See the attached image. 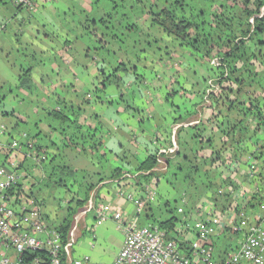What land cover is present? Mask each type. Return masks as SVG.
<instances>
[{
    "label": "trees",
    "instance_id": "1",
    "mask_svg": "<svg viewBox=\"0 0 264 264\" xmlns=\"http://www.w3.org/2000/svg\"><path fill=\"white\" fill-rule=\"evenodd\" d=\"M14 7L17 10L29 9ZM61 27L68 34L67 43L84 42L87 57L99 58L111 70L110 76L101 83L102 91L118 83V73L132 71L136 65L134 61H139L144 54H153L155 50L162 51L161 47L165 55L182 49L186 57L190 53L196 61L209 65L207 68L212 78L207 81L202 103L206 102L209 81H214L221 90L219 95H209L210 101L215 103H212L213 108L219 107V111L212 114V125L200 124L180 129L179 152L173 158L164 157L165 166L159 163L155 154L143 162L137 172L124 176L132 175L142 188L149 184L155 189L157 198L155 202L146 204L145 221L148 225L168 231L170 238L185 249L189 245L183 242L181 236L187 232L195 237L191 229L184 228L186 221L195 222V217L200 218L202 214L204 217L201 216L200 220L205 221L208 211L222 218L227 212H232L231 223L212 239L210 249L218 262L236 253L246 237V230L240 232L236 229L243 222L252 220L264 205V189L253 194H243L239 189V181L242 183L251 179L254 182L263 175L251 169L259 167L261 171L262 164L252 162H264V0H91L88 10L74 6ZM213 59L220 61L219 68L212 65ZM31 72L32 68H22L18 85L10 88L11 93H33L35 88ZM39 97L49 104V108L43 105L38 108L48 129L63 136L62 145L56 147L40 132L39 125H27L23 138L25 142L17 137L11 144L19 143L22 148L24 159L18 173H26L29 180L25 178L23 181L31 185L30 197L43 210L46 200L40 195L44 188H64L66 193L71 194L70 200L63 202L66 215L57 224H52L49 217L44 215L46 225L58 231L67 241L76 217L86 210L90 201L95 204L96 197L92 192L96 184L86 180L87 168L82 170L65 164L63 152L70 149L82 155L89 149L94 153L92 158L104 165L106 158L96 153L102 142L95 141L88 133H82L79 125L82 112L68 106L63 100L51 105L52 99L41 92ZM4 100L5 96L0 94V104ZM4 128V135L0 138L9 134ZM184 130H188L186 143L180 139ZM32 137L38 139L36 143ZM190 140L197 142L201 149L197 152L186 150L185 145ZM249 146L254 153H249ZM52 150L60 152L55 155ZM208 150L211 154L206 157ZM7 151L6 159L13 150L8 147ZM35 155L42 160L36 162L33 159ZM244 156L251 158L248 168L252 174L235 178L236 167ZM177 157L182 161L175 163ZM36 170L41 172L40 176ZM119 171H113L114 178L120 175ZM109 179L113 177L100 179V182ZM47 181L52 182L51 187ZM179 182L186 188L176 203L183 206L188 203L189 210L179 205L175 209L179 217L171 216L164 221L154 219V211L162 206L159 184L174 186ZM188 187L190 190H186ZM170 197L168 193L166 208L171 205ZM209 203L213 205L209 207ZM180 208L183 209L182 214L178 212ZM170 213L173 215L174 210H170ZM33 257L27 254L23 259L26 263L32 261Z\"/></svg>",
    "mask_w": 264,
    "mask_h": 264
},
{
    "label": "crops",
    "instance_id": "2",
    "mask_svg": "<svg viewBox=\"0 0 264 264\" xmlns=\"http://www.w3.org/2000/svg\"><path fill=\"white\" fill-rule=\"evenodd\" d=\"M90 2L91 0H34L32 8L17 10L11 0H0V94H4L7 87L13 89L18 85L23 67L32 68L31 79L35 88L32 94L26 91H20L18 95L7 93L4 102L0 104V127L5 126L10 134L0 138V155L4 164L8 147L12 146L14 138L19 137L23 141L27 125H39L40 132L55 143L56 147L62 145L63 136L48 129L43 113L38 108L39 105L49 108L48 102L40 99L39 92L52 99V105L63 100L68 106L82 112L79 119L82 133H88L95 141L102 142L96 153L105 156L106 164L102 165L94 160V153L89 149L82 154L86 158L80 156L83 160L80 161L79 168H87L86 180L96 184L92 195L96 197L97 206L92 215L81 217L83 224L79 238L83 240L78 241L74 255L87 256L94 262L112 264L122 249L124 232L113 219L107 220L102 226H95L96 211L101 206H109L114 212L124 214L129 221L135 218V200L136 197H144L145 187L142 188L132 175L128 176L133 179L128 176L125 178L124 175L137 172L143 162L155 155L160 148L166 147L172 127L212 125V114L219 110L216 106L202 109L205 106L202 99L207 81L212 78L208 65L196 61L190 53H187L189 57L186 60L191 58L192 62L186 64L179 50H174L170 55H165V51H162L164 57L160 56L159 59L153 54H144L139 61L133 62L136 65L132 71L118 73V83L103 90L106 102L95 97L96 91L102 88V81L112 72L99 58L87 57L84 42L67 43L68 34L61 27L62 22L60 24L58 21L66 20L74 6L88 10ZM79 45L81 48H76ZM75 50L82 52L80 57L73 54ZM21 57L27 62L14 66L12 58L19 62ZM201 80L204 83L200 87ZM128 92H133V96L126 99ZM142 97L147 101L141 103L144 100ZM173 98H179L185 104L177 106L172 103ZM107 102L111 104L108 105ZM143 104L149 105V109L141 110ZM57 110L58 108L56 112ZM135 113H139L138 117ZM12 114L15 116H11ZM187 134L188 130L180 134L183 143H186ZM31 139L35 143L38 140L33 137ZM52 151L55 155L60 152ZM205 153L209 157L211 151ZM249 153H254V149L250 148ZM17 156L21 165L24 154ZM250 159V156L242 157V165H237L235 178H245L246 174H252L248 168ZM252 163L262 164V170L258 167L256 171L263 175L254 182L250 179L241 183L237 179L243 194H253L256 189L264 188V162L260 160ZM109 164L120 169L118 177L114 178L115 169L112 171L106 168ZM110 177L113 179L100 182V179ZM210 205L213 204L209 203V207ZM143 216L145 219L146 213L143 212L141 217ZM57 222L58 220H54L51 223ZM86 228L92 232L94 240L91 237L83 238L87 233ZM116 228L119 233L116 243H112L106 232ZM181 238L189 245L195 243L192 233Z\"/></svg>",
    "mask_w": 264,
    "mask_h": 264
},
{
    "label": "built area",
    "instance_id": "3",
    "mask_svg": "<svg viewBox=\"0 0 264 264\" xmlns=\"http://www.w3.org/2000/svg\"><path fill=\"white\" fill-rule=\"evenodd\" d=\"M18 8H32L33 0H12ZM253 23V20H251ZM215 68L221 66L218 59H213ZM205 101L209 95H219L220 87L209 81ZM195 126L177 125L172 127L169 143L160 148L156 157L165 166L164 157L173 158L179 152L178 133L182 128ZM4 126L0 127V137L4 135ZM31 145V143H30ZM13 153L0 167V251L14 250L15 257L1 258L0 264H104L91 263L86 257L73 261L72 248L76 243L77 225L82 215L93 210L90 201L87 209L75 219V225L70 232L69 239L63 240L55 229L46 225L42 207L30 197V188L23 181L25 177L18 173L19 163L15 152H22V148L14 142L11 146ZM36 162L42 159L36 155ZM165 170V168H163ZM256 172L255 167L251 169ZM128 178H132L128 176ZM157 193L152 186H145L144 197H136V212L142 215L147 203L155 202ZM180 214L183 209L178 210ZM96 224L101 226L107 219L119 223L125 234L124 245L112 264H264V205L260 212L248 223L243 222L236 231H245V241L236 253H231L225 261L215 260L211 251L212 239L219 236L231 223L234 214L227 212L222 218L218 214L208 211L206 220L195 222L186 221L184 228L195 233V243L188 244V249L170 238L168 231L157 226H147L139 229L135 221H129L124 214L114 212L109 206H101L96 211ZM34 255L32 261H24L26 255ZM38 254V256H35Z\"/></svg>",
    "mask_w": 264,
    "mask_h": 264
},
{
    "label": "rangeland",
    "instance_id": "4",
    "mask_svg": "<svg viewBox=\"0 0 264 264\" xmlns=\"http://www.w3.org/2000/svg\"><path fill=\"white\" fill-rule=\"evenodd\" d=\"M58 21H59V23H61L60 22V20L58 19ZM67 22H68V20H67ZM62 23H63V21H62ZM9 29H10V27H9ZM2 32V31H1ZM76 48H81V45H79L78 47H76ZM162 48V51H164V49H163V47H161ZM161 50H155L154 52H152L153 53V56L154 57H156V58H158L159 59V57L161 56V57H164V52H162ZM183 50L181 49V52H180V50H179V54H181L180 56H182V58L183 59H185L186 60V56L185 55H183V54H185V53H183L182 52ZM23 52H25V50H23ZM73 54L76 56V57H80V55L82 54V52L81 51H77V50H75V51H73ZM39 59H41V58H39ZM41 61V60H40ZM21 62V63H20ZM27 61H25V59L24 58H22L21 57V61L19 60V62L17 61V59L16 58H12V63L14 64V66H16V65H19V64H24V63H26ZM191 62H192V60H191V58H189V59H187L186 60V64H191ZM209 66V65H208ZM25 68H28V67H25ZM114 68V67H113ZM115 69V68H114ZM203 83H204V81L203 80H201L200 81V87L203 85ZM12 91H10V89L7 87V90L5 91V93L3 94L4 96H6V94L8 93V94H10ZM126 99H129V98H131L132 96H133V92H128L126 95ZM95 97H97V98H100V99H104V92L102 91V89L101 90H99L98 91V93L97 94H95ZM144 100L143 101H141V103L142 102H146L147 101V99L146 98H144V97H142ZM139 100V99H138ZM210 100V99H209ZM205 102V101H204ZM172 103L173 104H175V105H177V106H180L182 103H184L185 104V102H182V101H180V99L179 98H173V101H172ZM212 103L213 104H215L214 102H212V101H207V102H205L204 103V107L202 108V109H209V108H212L213 107V105H212ZM52 105V104H51ZM130 106V105H129ZM186 106H187V103H186ZM132 107V106H131ZM215 107V106H214ZM134 110H135V108L134 107H132ZM219 107H217V109H218ZM50 109H52V107L50 108ZM142 109H144V110H147V109H149V105H145V104H143L142 105V107H141V110ZM139 110V109H138ZM133 115V114H132ZM138 115H139V113H135V116L136 117H138ZM145 125H147V123L145 124ZM218 136V135H217ZM219 137V136H218ZM23 138L25 139V135L23 136ZM179 144V143H178ZM186 146V150H189V151H193V152H197V151H199L200 149H201V147H200V145L197 143V142H192L191 140L190 141H187V144L185 145ZM185 149V148H184ZM13 153V152H12ZM14 154H16V155H22L23 156V154H22V152H15ZM79 156H81L82 157V155H79V154H77L75 151L73 152L72 150H70V149H68V150H66V151H64L63 152V160H64V162H65V164H71V165H73L74 166V168H79V164H80V161H82L83 159L82 158H86V157H79ZM18 157V156H17ZM17 161H18V159H17ZM182 161V158H180V157H177V159L174 161L175 163H177V162H181ZM19 163V162H18ZM62 163V162H61ZM82 164H84V163H82ZM4 164H3V157L0 155V167H2ZM89 165V164H88ZM102 165H104V164H102ZM89 167H91L92 168V166L91 165H89ZM88 167V168H89ZM175 167V166H174ZM173 167V168H174ZM106 168L107 169H110V170H114L115 169V167H114V165L113 164H109V165H107L106 166ZM90 169V168H89ZM36 173H37V175L38 176H40L39 174L41 173V172H39L38 170H36L35 171ZM23 175L24 176H26L25 178H26V181H28L29 180V178L27 177V175H26V173H23ZM47 183H49V186L51 187V184H52V182H48L47 181ZM29 187L31 186L30 184H27ZM263 186H264V184H263ZM263 186H261V187H263ZM41 187V186H40ZM42 188V187H41ZM44 188V187H43ZM186 187L184 186V185H181L180 184V182H179V184H177V185H174V186H170V185H166V184H163V183H161V185H160V203H161V207L160 208H157L155 211H154V214H153V218L154 219H159V220H162V221H164V220H167V219H169L171 216H178L179 217V215L175 212V209L177 210V206H179L180 205V203H179V205H177V203H176V200L181 196V193L183 194V192H184V189H185ZM260 188V187H259ZM189 189V187L186 189V190H188ZM262 189H264V188H262ZM262 189H260V190H262ZM41 190V189H40ZM190 190V189H189ZM42 193H41V197L43 198V199H45L46 200V202L44 203V213H45V215L46 216H48L49 218H50V222H54V220L56 221V220H62L63 219V217L62 216H65L66 215V206H64L63 205V202H68L69 200H70V197H71V194H69V193H66L65 191H64V188H44L42 191H41ZM253 192H254V189H253ZM255 192H257V189L255 190ZM168 193H169V195L171 196L168 200H170L171 201V205H170V207H165V204H166V202H167V198H166V195H168ZM178 201V200H177ZM179 202V201H178ZM201 203V201L199 202V204ZM188 206H190L188 203L186 204V205H180V207H183L185 210H189V208H188ZM95 208H96V204H94V206H93V210H91L87 215H92L93 213H94V210H95ZM204 207H203V205H202V209H203ZM170 210H174V214L172 215L171 213H170ZM53 215H55V218L53 217ZM143 215V214H142ZM141 215V216H142ZM140 215H138L137 214V212H136V217L135 218H132V220H130V221H135L136 223H137V226H138V228L139 229H141V228H145V227H147V226H149L147 223H146V221H145V219H144V216H143V218L141 217ZM200 216V215H199ZM202 217H204V214H202L201 215ZM201 216H200V218H201ZM200 218L198 217V216H196L195 217V221H198V220H200ZM52 219H54V220H52ZM107 220H109V219H107ZM106 220V221H107ZM194 220V219H193ZM105 221V222H106ZM104 222V223H105ZM117 222V221H116ZM103 223V224H104ZM82 221H81V219H80V222L78 223V225H77V232H76V243H75V245H74V247L72 248V257H73V261L74 262H77L78 260H83V259H85L87 256H76V255H74V249H75V246L77 245V243H78V241L79 242H81L82 240L79 238V233H81V226H82ZM95 224H96V222H95ZM102 224V225H103ZM101 225V226H102ZM117 225L119 226V223L117 222ZM225 226L227 227V224L225 223ZM87 229V228H86ZM122 230V229H121ZM123 231V230H122ZM119 233V230L116 228L114 231H112L111 229L109 230V231H107L106 232V234H107V238H110L111 239V242L112 243H116V240H117V234ZM188 233L187 232H185V235H187ZM92 238V240H94L93 239V234H92V232H90L88 229H87V233H85V235H84V237L83 238ZM124 237H125V234H124ZM98 241H99V238H98ZM125 241V240H124ZM181 242V241H180ZM179 243V242H178ZM123 245H124V243H123ZM123 247V246H122ZM121 251V250H120ZM119 251V252H120ZM119 254V253H118ZM118 256V255H117ZM12 257H15V251L14 250H12V249H10V250H8V251H6L5 249L4 250H1L0 251V259L1 258H9V259H11ZM89 258V257H88ZM90 259V258H89ZM90 262L91 263H99V262H94V261H92L91 259H90Z\"/></svg>",
    "mask_w": 264,
    "mask_h": 264
}]
</instances>
